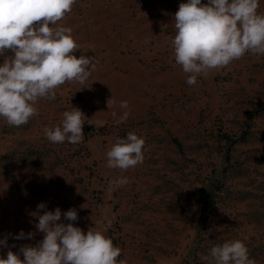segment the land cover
I'll use <instances>...</instances> for the list:
<instances>
[{
	"label": "rangeland",
	"instance_id": "rangeland-1",
	"mask_svg": "<svg viewBox=\"0 0 264 264\" xmlns=\"http://www.w3.org/2000/svg\"><path fill=\"white\" fill-rule=\"evenodd\" d=\"M182 2L76 0L59 22L72 28L77 58L98 63L85 84L41 99L27 124L0 117V240L7 236L13 252L43 239L31 213L44 202L62 214L74 208V226L111 238L127 264H207L213 246L232 240L264 264V55L246 54L188 85L171 47ZM121 101L130 115L117 124ZM72 106L85 114L83 141L50 142L44 129ZM129 132L145 140L143 163L107 167V151ZM122 177L127 184L110 183ZM21 230L34 238L14 239Z\"/></svg>",
	"mask_w": 264,
	"mask_h": 264
},
{
	"label": "clouds",
	"instance_id": "clouds-1",
	"mask_svg": "<svg viewBox=\"0 0 264 264\" xmlns=\"http://www.w3.org/2000/svg\"><path fill=\"white\" fill-rule=\"evenodd\" d=\"M76 0H0V117L9 126L19 127L38 115L35 106L41 99L54 100L56 89L68 82L80 85L96 70L95 56L75 53L80 45L71 27L60 24L71 13ZM259 0H187L174 14L175 36L171 47L176 64L188 74L187 84L209 70L228 66L246 54L264 55V14L259 13ZM6 53H11L6 56ZM84 89L83 87L80 89ZM107 101L108 107L110 106ZM126 111L116 120L124 123L130 115L127 101L120 102ZM59 126L45 128L52 143L77 144L83 141L85 114L76 107L63 112ZM115 118L117 114L112 113ZM145 140L129 132L126 138L115 139L107 151V167L126 171L143 163ZM119 187L128 183L126 177L111 181ZM38 223L37 232L43 239L35 246L22 245L13 252L8 237L0 240V248H8L0 256V264H127L118 259L121 249L94 227L85 233L72 222L77 211L70 208L62 214L57 207L46 209L37 205L31 213ZM63 215L64 221L61 217ZM34 232L21 230L14 239H33ZM23 256V259L20 256ZM207 264H256L249 257L241 240L213 246L204 257Z\"/></svg>",
	"mask_w": 264,
	"mask_h": 264
},
{
	"label": "trees",
	"instance_id": "trees-1",
	"mask_svg": "<svg viewBox=\"0 0 264 264\" xmlns=\"http://www.w3.org/2000/svg\"><path fill=\"white\" fill-rule=\"evenodd\" d=\"M210 208V198H206L203 200V208H202V216L205 218L209 214Z\"/></svg>",
	"mask_w": 264,
	"mask_h": 264
}]
</instances>
